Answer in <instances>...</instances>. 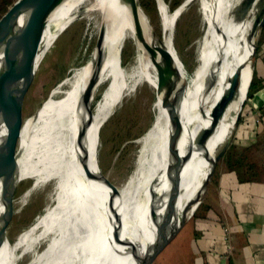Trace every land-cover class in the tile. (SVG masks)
<instances>
[{
	"label": "bare ground",
	"instance_id": "bare-ground-1",
	"mask_svg": "<svg viewBox=\"0 0 264 264\" xmlns=\"http://www.w3.org/2000/svg\"><path fill=\"white\" fill-rule=\"evenodd\" d=\"M193 1L187 0L172 13H165L163 40L155 38L146 13L142 14L149 46L154 51L165 52L171 61L173 74L168 85L181 114L173 129L175 142L181 155L191 153L176 209L166 223L167 237L177 232L198 208L209 171L227 145L218 156L217 152L231 135L233 119L246 102L254 32L250 29L249 12L257 2L264 4V0H199L207 28L199 66L187 80L188 71L172 43L171 33ZM81 14L94 17L97 28L106 24L99 53L95 54L93 63L72 70L26 123L22 156L15 166L19 182L33 178L36 188L55 181L54 197L45 214L28 232L14 243L7 238L0 249V264H21L29 255L32 258L28 264H136L152 243L154 218L166 211L169 167L181 165L169 152L168 111L158 95V64L162 66V59L158 56L157 63L152 60L139 42L128 8L119 0H65L50 17L42 47L32 66L24 71L23 82H28L37 72L54 43ZM17 37L18 29H15L10 35L11 46ZM129 39L136 46L139 61L131 72L121 63ZM2 61L0 54V68ZM240 65L241 83L233 101L225 108V92ZM95 69L93 93L105 82L110 83L89 113L87 93ZM143 81L156 94L157 118L137 140L140 149L136 167L125 186L118 189L103 177L97 165L100 133L105 122ZM10 131L8 107L0 103V144ZM205 133L202 145L193 144L200 139L194 135ZM2 153L0 148V159ZM90 173L95 175L94 179ZM3 219L0 180V226Z\"/></svg>",
	"mask_w": 264,
	"mask_h": 264
},
{
	"label": "rangeland",
	"instance_id": "rangeland-1",
	"mask_svg": "<svg viewBox=\"0 0 264 264\" xmlns=\"http://www.w3.org/2000/svg\"><path fill=\"white\" fill-rule=\"evenodd\" d=\"M156 1L157 10L152 9L150 13L143 10L150 21L155 38L163 40L165 38V13L175 11L176 8L174 6L177 0ZM180 1L181 3L177 8L182 6L187 0ZM262 4L257 2L254 10L250 9L251 11H248L251 30L255 29V19ZM206 28L207 24L205 13L202 10V3L199 0H195L186 7L176 24L175 31L171 33L172 43L176 50H178L179 57L185 69H187L186 71H188L187 80H190L199 66L198 59ZM98 31L96 19L81 14L76 22L58 38L39 64L33 83L26 93L23 111L25 122H28L34 116L37 110L49 98L52 90L60 82L70 76L75 69L82 67L86 63L95 47ZM263 35L264 27L259 33L258 44H260ZM95 54L92 56V59ZM121 63L124 68L129 69H127L129 72L139 65L136 46L132 39H129L125 45ZM109 83V81L105 82L95 91L93 108L101 100ZM156 100L157 97L154 91L146 81H143L103 125L100 133L97 165L103 177L118 189H122L125 186L136 167L138 151L140 149L137 140L155 123L157 118L155 110ZM249 101L250 99L247 97L246 103L241 109L239 121L246 110H248ZM235 122L236 117L233 119L230 127L232 129L231 135L226 143L219 148L216 156L220 154L231 137H233V142L236 130L240 125H235ZM205 135L206 133L194 135L195 138H200L199 145H202V138ZM260 136H262L261 133ZM195 143H198V140L194 141L193 144ZM233 153H235V150L229 149L224 159L218 162L217 167L223 164V162L226 164L231 159ZM20 155L22 156V151ZM35 181L33 178H27L18 183L14 203L15 213L7 232V236L12 243L19 236L28 232L38 222L53 200L56 182L51 181L35 188L33 187ZM207 191L203 194L202 203L205 202ZM99 196L101 195L99 194ZM199 208L192 211L190 217L187 218L190 219L185 222L172 242L158 256L154 264L192 263L194 257L191 253V245H193L192 231L196 221L193 214H196ZM203 208L200 210V214L203 213ZM44 246L45 244L36 253L39 254L44 249ZM31 258V255L25 257L21 264H28Z\"/></svg>",
	"mask_w": 264,
	"mask_h": 264
},
{
	"label": "water",
	"instance_id": "water-1",
	"mask_svg": "<svg viewBox=\"0 0 264 264\" xmlns=\"http://www.w3.org/2000/svg\"><path fill=\"white\" fill-rule=\"evenodd\" d=\"M65 0H18L8 12L0 19V54L3 56L2 65L0 68V103H4L8 107L11 118V131L6 140L0 144L3 150L0 159V180L2 182V202L4 205V219L0 226V249L6 242L8 236V228L12 222L15 208V196L18 187V177L16 176V163L22 151L21 141L24 127L27 122L24 120V100L26 93L33 82L35 73L31 76L30 80L26 83L22 80L24 71L32 66L33 60L38 55L45 35L47 23L53 13ZM120 4L126 6L132 22L137 29L139 42L145 47L152 60L157 63V58L160 56L162 59V66L159 70L158 76V95L162 97L163 104L168 111V122L170 128L168 148L174 160L181 163L169 167L167 177L169 180V191L166 195V211L163 214H157L154 218L155 233H153L152 243L148 248L139 256L136 264H154L158 256L167 248L172 242L179 230L183 227L185 222L181 225L177 232L173 235L166 236V223L174 213L177 201L180 195L181 182L183 179L184 168L191 158V153L181 155V151L175 142V133L173 131L176 122L180 119L181 114L173 101L172 93L170 91L168 80L173 74L172 64L165 52H157L151 49L145 35V28L143 23L142 14L144 12L140 0H119ZM264 27V4L258 10L255 19V29L253 32L252 47L253 52L249 66L252 71L251 80L249 82V89L254 77L255 63L258 54V36ZM18 29V37L14 45L10 44V35ZM106 31V24L103 23L99 28L97 40L93 51L86 64L94 62L92 56L94 53H99L103 37ZM93 60V61H92ZM96 72L89 84L87 93V101L89 113L93 112V89L96 83ZM242 65L238 66L232 78L230 79V87L225 92L224 105L225 108L233 101L236 90L241 83ZM174 76V75H173ZM176 76V75H175ZM248 89V93H249ZM241 112L236 116L235 125L238 124ZM217 112L213 113L215 120ZM232 138L216 159L214 165L209 171L207 176L204 194L208 190L214 175L218 162L222 159L226 151L231 145ZM199 144V141H198ZM90 177L94 179L95 175L90 173ZM114 188V187H113ZM203 198L198 205H201ZM195 215V213L193 214ZM192 215V216H193ZM191 216V217H192Z\"/></svg>",
	"mask_w": 264,
	"mask_h": 264
},
{
	"label": "crops",
	"instance_id": "crops-1",
	"mask_svg": "<svg viewBox=\"0 0 264 264\" xmlns=\"http://www.w3.org/2000/svg\"><path fill=\"white\" fill-rule=\"evenodd\" d=\"M254 74L263 87L239 121L235 153L208 187L206 217L196 219L192 231L191 264H264V40Z\"/></svg>",
	"mask_w": 264,
	"mask_h": 264
},
{
	"label": "trees",
	"instance_id": "trees-1",
	"mask_svg": "<svg viewBox=\"0 0 264 264\" xmlns=\"http://www.w3.org/2000/svg\"><path fill=\"white\" fill-rule=\"evenodd\" d=\"M18 0H0V19L2 18V16H4L8 10L17 2ZM165 1H168V0H165ZM141 2V6L143 7V9L147 12V13H150L151 10H157V1L156 0H140ZM181 1L180 0H177L176 2V5L174 6V8L177 9V7L180 5ZM175 9V10H176ZM264 40V35H263V38L259 44V48H260V45L262 43V41ZM259 48H258V51H259ZM263 87V82H261L257 75L254 74V77H253V81L251 83V86H250V89H249V93L247 95V97L249 99H252L254 97V94L261 88ZM246 103V102H245ZM245 105V104H244ZM231 148V146H230ZM229 148V149H230ZM229 149L227 150V152L229 151ZM227 152L225 153V155L223 156L222 160L224 159V157L227 155ZM234 165V164H233ZM203 208V212H207V208L204 206V203H202L201 207L199 208V210L196 212L195 214V218L198 219V218H201V217H206L205 214H200V210Z\"/></svg>",
	"mask_w": 264,
	"mask_h": 264
}]
</instances>
